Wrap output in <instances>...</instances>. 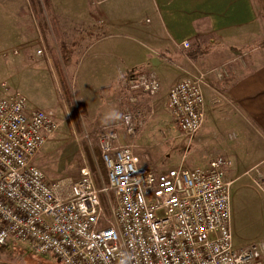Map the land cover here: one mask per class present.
I'll list each match as a JSON object with an SVG mask.
<instances>
[{
  "label": "built area",
  "instance_id": "obj_1",
  "mask_svg": "<svg viewBox=\"0 0 264 264\" xmlns=\"http://www.w3.org/2000/svg\"><path fill=\"white\" fill-rule=\"evenodd\" d=\"M190 45L191 40L182 44ZM202 81V74L188 76L167 94L177 130L190 139L206 116ZM124 84L132 93L154 95L161 89L158 74L146 69ZM140 104L130 95L121 111L127 119L97 133L108 181L101 175L98 187L84 165L65 183L50 180L36 162L59 126L54 113L31 107L23 94L0 83V246L24 243L33 254H52L60 264H119L121 253L129 254L130 264H264V243L234 241L227 180L233 159L220 155L206 165L182 162L164 170L141 164L136 139L154 112L145 114ZM255 170L252 179L264 193V166Z\"/></svg>",
  "mask_w": 264,
  "mask_h": 264
},
{
  "label": "rangeland",
  "instance_id": "obj_2",
  "mask_svg": "<svg viewBox=\"0 0 264 264\" xmlns=\"http://www.w3.org/2000/svg\"><path fill=\"white\" fill-rule=\"evenodd\" d=\"M3 4V2L0 3L1 23L4 18ZM74 4L75 0H66L56 2L52 6L49 0V5L44 7L40 15L32 10L26 22L20 25L22 30L17 38L20 40L12 44L15 52L18 51V53L14 54L13 49L0 53V83L6 81L11 92L23 94L31 107L52 111L59 124L55 133L37 155L36 162L39 167L50 180L68 183L79 176L84 165H89L95 179L100 180L97 186L101 187L103 182L96 155L97 133L104 126L105 111L109 108H116L121 112L120 106L124 107L128 104L130 95H136L139 100H143L139 107H145V113L147 109L154 112L147 118V124L150 123V126L141 136L138 132L136 143L147 146H138L139 156L153 157L159 170L177 166L182 160L188 167H193L195 164L203 165L192 161L193 158L196 159V155L192 152L193 147L188 146L190 138L180 135L177 130L176 121L168 107V87L162 86L160 91L154 95L136 91L132 93L124 85L120 87L119 81L114 80L109 83L110 73L100 62L94 61L97 55L104 54L105 50L111 46L115 58L121 55L125 57L124 59L139 61L138 56L142 53L140 45L135 42L128 43L127 37L119 39L116 35L96 42L95 37H91V31L85 27L86 17L78 15L79 9ZM22 17L23 14L18 17L19 22ZM127 17L121 12L120 23L127 20ZM40 19H43V22L39 24ZM41 23L42 27H40ZM42 28L45 29L43 34L41 33ZM113 31L127 33L131 29L114 27ZM39 33L40 36H38ZM32 37H39L38 41L35 45L26 47L24 41L31 40ZM69 40H73L74 43ZM62 44L74 49L72 63L69 66L63 63ZM134 47L136 51L131 53ZM40 49L43 53L38 54ZM59 69L65 74L71 103L67 101L68 97L65 96L62 88ZM116 86L118 87L115 94ZM71 104L76 106L79 113V129L70 108ZM214 120L217 121L212 118V115L207 114L201 133H204L203 141L208 143L206 150L209 149L213 153L210 158L223 155L233 159V166L229 169L227 180L232 182V220L235 244L245 246L256 242L264 243V193L252 179L257 174L255 166L258 164L264 166V156L255 157V155L246 154L237 156L227 153L218 143V138L221 136L222 139L232 142L234 138L233 136L230 139L224 138L223 135H227L228 129ZM117 129L121 134V139L126 140L125 128L119 125ZM149 131L151 132L148 133ZM195 143L194 141V145ZM231 150L233 152V149ZM202 157L206 156L203 154ZM253 157L258 160L255 158L252 159L253 161L250 160ZM102 197L106 199L105 195ZM106 211H109L108 207ZM29 253L34 264H60L52 254L35 255L31 253L24 243L0 246V264H27L25 257Z\"/></svg>",
  "mask_w": 264,
  "mask_h": 264
},
{
  "label": "crops",
  "instance_id": "obj_3",
  "mask_svg": "<svg viewBox=\"0 0 264 264\" xmlns=\"http://www.w3.org/2000/svg\"><path fill=\"white\" fill-rule=\"evenodd\" d=\"M1 1L4 18L2 23L0 21V53H4L11 51L12 44L20 40L17 39L22 30L20 25L33 9L30 0ZM61 1L66 0H51L52 6ZM75 5L78 15L86 17L85 27L96 42L116 35L140 45L142 53L136 62L121 55L115 58L112 46L97 55L94 61L100 62L110 73L109 83L116 80L120 87H126V73L137 65L155 71L161 87L165 88L184 77L202 74L205 120L207 114L212 115L228 129L223 137L234 138L232 142L220 136L218 143L227 153L237 156H264V45H260L264 39V0H75ZM121 12L126 17L129 14L122 24ZM114 27L131 31L114 32ZM198 35L210 50L194 61L187 56L182 44ZM38 38L25 40V46L35 45ZM12 52L18 53L15 48ZM120 107L122 109L123 105ZM203 125L194 139H189L188 146L193 147L196 155L192 161L206 165L213 153L206 150L208 143L203 141L204 133H201ZM149 126L150 123L139 132L140 136ZM139 147L147 146L139 143ZM203 154L206 157H202ZM140 157L141 164L156 167L153 157Z\"/></svg>",
  "mask_w": 264,
  "mask_h": 264
},
{
  "label": "trees",
  "instance_id": "obj_4",
  "mask_svg": "<svg viewBox=\"0 0 264 264\" xmlns=\"http://www.w3.org/2000/svg\"><path fill=\"white\" fill-rule=\"evenodd\" d=\"M30 3H31L33 11L36 12L38 15H40L41 13H43L44 7L49 5V0H30ZM40 22H43V19L39 20V24H40ZM40 27H42V23H41ZM42 29L43 30L41 31V33L43 34V32H45V29L44 28H42ZM260 45H264V39L260 41ZM209 50H210V47L205 44V42L203 41V37L198 35L191 41V45L187 50H185V53L187 54V56H189V58L196 61L200 57H202L204 54H206ZM61 53H62L64 65H66V66L71 65L72 57H73V53H74L73 47L68 46L66 44H62L61 45ZM59 70H60L59 72H60V76H61L62 88L65 92V96L68 97L67 101L71 103V95H70L68 85L66 82L65 74H64L63 70H61V69H59ZM140 70H145V67L143 65L135 66L134 68H132L131 70H129L126 73L124 80L131 78L136 71H140ZM70 108L72 109V111L74 113V116L76 119V124H77V127L79 129L80 128V125L78 122L79 113L77 111V108L74 104H71ZM96 155H97V159H98V167L100 169L103 180L105 182H107L108 181L107 169H106L104 161L101 158L100 150L98 147L96 149ZM93 169H95V167ZM99 181H100L99 179H96L97 185L99 184ZM104 201H105V197H104ZM12 243H19V242H11L10 244H12ZM10 244H8V245H10ZM31 253H33V252L31 251ZM25 258L27 259V262H26L27 264H34V262L31 260V254L30 253L27 254Z\"/></svg>",
  "mask_w": 264,
  "mask_h": 264
},
{
  "label": "clouds",
  "instance_id": "obj_5",
  "mask_svg": "<svg viewBox=\"0 0 264 264\" xmlns=\"http://www.w3.org/2000/svg\"><path fill=\"white\" fill-rule=\"evenodd\" d=\"M122 119H127L125 115L116 108H109L103 114V123L105 126L111 124L112 122L120 121ZM131 257L127 253H121V258L119 264H130Z\"/></svg>",
  "mask_w": 264,
  "mask_h": 264
}]
</instances>
